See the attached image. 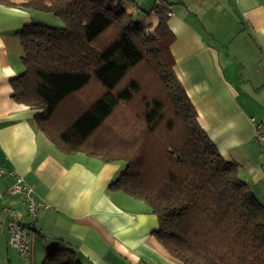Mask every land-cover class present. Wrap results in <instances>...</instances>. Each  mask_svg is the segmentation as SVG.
<instances>
[{
  "label": "trees",
  "instance_id": "16d2710c",
  "mask_svg": "<svg viewBox=\"0 0 264 264\" xmlns=\"http://www.w3.org/2000/svg\"><path fill=\"white\" fill-rule=\"evenodd\" d=\"M0 3L63 22L17 31L23 70L11 98L39 111L38 130L63 152L122 161L108 187L148 205L155 236L180 264H264V205L200 127L164 58L174 40L167 7L155 4V23L142 24L121 0ZM41 264L82 263L53 247Z\"/></svg>",
  "mask_w": 264,
  "mask_h": 264
},
{
  "label": "crops",
  "instance_id": "0c3cea01",
  "mask_svg": "<svg viewBox=\"0 0 264 264\" xmlns=\"http://www.w3.org/2000/svg\"><path fill=\"white\" fill-rule=\"evenodd\" d=\"M130 2L121 0L124 7L147 0ZM153 4L170 13L166 29L174 40L168 53L200 127L264 205V152L256 140L257 130L264 132V0ZM42 15L0 3V241L8 262L21 260L8 247L9 218L31 221L20 195L8 191L12 177L7 171L12 170L41 203L32 234L33 259L62 247L73 250L82 264H180L156 238L158 221L148 206L108 187L122 163L63 152L37 129L34 115L39 111L11 98L9 81L23 70L17 31L42 22Z\"/></svg>",
  "mask_w": 264,
  "mask_h": 264
},
{
  "label": "built area",
  "instance_id": "2783aa9c",
  "mask_svg": "<svg viewBox=\"0 0 264 264\" xmlns=\"http://www.w3.org/2000/svg\"><path fill=\"white\" fill-rule=\"evenodd\" d=\"M256 140L264 152V134L257 130ZM3 170L0 168V175ZM7 174L12 177V183L8 191L12 194H19L26 205V211L31 216V221L23 223L11 216L7 223V240L10 247L15 249L20 255L28 257L32 250V234L35 228L37 212L40 209L41 203L36 200L32 194V189L23 178L14 171H7Z\"/></svg>",
  "mask_w": 264,
  "mask_h": 264
},
{
  "label": "rangeland",
  "instance_id": "374dc122",
  "mask_svg": "<svg viewBox=\"0 0 264 264\" xmlns=\"http://www.w3.org/2000/svg\"><path fill=\"white\" fill-rule=\"evenodd\" d=\"M127 2H130L131 0H126ZM143 1V0H142ZM154 0H147L146 3L144 4H135L134 6H129V7H123L124 9H127L129 10L131 13H132V16L133 18L136 20V21H140L142 24H147L148 21L151 20V24H154L155 23V17L150 13L151 12V9H152V6L154 5L153 4ZM131 4V2H130ZM43 13V12H42ZM39 20H41L42 22L40 23H43L44 25H47V26H56L57 25V21H59V25H63V22L56 16L50 14V13H43V15L41 17H39ZM37 21V20H36ZM163 33V32H162ZM164 35V33H163ZM165 37V35H164ZM161 49H163V46L160 47ZM227 48V46L225 47ZM224 48V50H225ZM164 58L166 59L167 63H171V66H173V62L169 59V56L168 54H165L164 55ZM236 69L239 73L242 72V67L240 65H236ZM241 88V87H240ZM253 98H255V95L253 94H250ZM245 99L246 100H250L249 96L246 95L245 96ZM241 100V98H240ZM85 154V153H84ZM86 156L88 157H94V156H90V155H87L85 154ZM102 161V160H101ZM104 162V161H103ZM119 163H122L123 164V167H124V163L122 161H117ZM112 163V162H111ZM116 163V162H115ZM128 195V194H127ZM130 196V195H129ZM132 197V196H131ZM134 200H137V202L141 203L142 200L139 199V198H136V197H132ZM145 203L144 201L141 203L143 204ZM146 204V203H145ZM147 205V204H146ZM148 206V205H147ZM149 208V207H148ZM29 216V218L31 219V216L30 215H27ZM157 238V237H156ZM160 243V242H159ZM161 244V243H160ZM7 247V246H6ZM8 247L11 249L12 247H10V245L8 244ZM163 247V246H162ZM164 248V247H163ZM13 250V248H12ZM166 251V250H165ZM17 252V251H16ZM166 253H168L166 251ZM18 254V253H17ZM18 256H20V254H18ZM30 256V255H29ZM26 257V256H23L21 255V260L18 261V264H41L42 261L44 260L45 258V255L44 256H39V254L37 253L34 257V259L30 256V257ZM172 257V256H171ZM8 257H7V252L5 250V248L3 247L1 241H0V264H12L11 262L9 263L8 262ZM11 261V259H10Z\"/></svg>",
  "mask_w": 264,
  "mask_h": 264
}]
</instances>
